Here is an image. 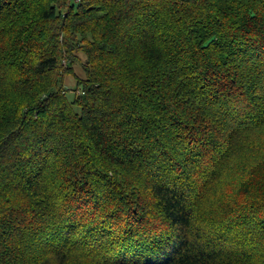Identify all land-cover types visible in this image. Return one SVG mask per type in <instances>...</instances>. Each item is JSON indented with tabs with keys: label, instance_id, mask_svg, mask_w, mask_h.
I'll use <instances>...</instances> for the list:
<instances>
[{
	"label": "trees",
	"instance_id": "obj_1",
	"mask_svg": "<svg viewBox=\"0 0 264 264\" xmlns=\"http://www.w3.org/2000/svg\"><path fill=\"white\" fill-rule=\"evenodd\" d=\"M0 264H264V0H0Z\"/></svg>",
	"mask_w": 264,
	"mask_h": 264
},
{
	"label": "rangeland",
	"instance_id": "obj_2",
	"mask_svg": "<svg viewBox=\"0 0 264 264\" xmlns=\"http://www.w3.org/2000/svg\"><path fill=\"white\" fill-rule=\"evenodd\" d=\"M66 82H67V85H69V86L73 87V82H70V83H68V81H67V80H66Z\"/></svg>",
	"mask_w": 264,
	"mask_h": 264
}]
</instances>
